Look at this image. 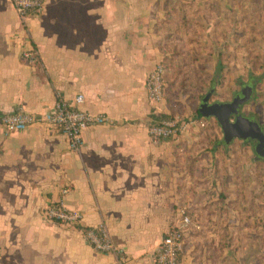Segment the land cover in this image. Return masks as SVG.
Returning a JSON list of instances; mask_svg holds the SVG:
<instances>
[{"label": "crops", "instance_id": "0c3cea01", "mask_svg": "<svg viewBox=\"0 0 264 264\" xmlns=\"http://www.w3.org/2000/svg\"><path fill=\"white\" fill-rule=\"evenodd\" d=\"M192 7L215 25L240 10L232 0H47L23 19L0 0V116L52 111L59 92L84 94L83 109L112 119L85 129L79 150L50 125L7 132L0 124V264H120L81 231L100 223L125 248L124 264H155L180 206L200 223L180 264H264V226L248 245L241 215L212 208L226 188L219 175L213 179L224 137L212 141L202 116L176 138L150 139L163 103L150 101L147 78L169 56L167 42L180 39L170 30ZM27 47L39 52L36 67L21 60ZM61 197L80 213L77 226L45 220V206Z\"/></svg>", "mask_w": 264, "mask_h": 264}, {"label": "rangeland", "instance_id": "374dc122", "mask_svg": "<svg viewBox=\"0 0 264 264\" xmlns=\"http://www.w3.org/2000/svg\"><path fill=\"white\" fill-rule=\"evenodd\" d=\"M233 1L240 4V10L226 17L224 25L199 19L207 12L192 7L182 13L179 27L170 30L180 39L167 42L170 54L162 60L169 67L162 116L190 124L199 117L200 102L212 89L210 102L230 101L244 85L251 84L253 96L242 111L264 126V0ZM206 121L209 137L218 143L224 137L221 127L215 118ZM217 149L213 179L219 175L226 188L212 208L236 210L247 230L245 242L251 245L255 236L251 233L264 226V158H257L254 143L242 139L227 147L219 144ZM217 193L214 190L211 196Z\"/></svg>", "mask_w": 264, "mask_h": 264}, {"label": "built area", "instance_id": "2783aa9c", "mask_svg": "<svg viewBox=\"0 0 264 264\" xmlns=\"http://www.w3.org/2000/svg\"><path fill=\"white\" fill-rule=\"evenodd\" d=\"M47 0H10L21 18H26L29 13L39 14L43 11ZM21 60L36 67L41 59L39 52L34 47L23 48ZM166 68L162 61L149 73L147 78L148 96L152 103L161 105L165 100ZM85 101L82 93L73 99L57 93L52 111L45 113H32L22 108L4 113L0 116V124L7 132L24 129L35 124H46L62 131L68 138L69 146L73 150H79L83 144V131L96 124L111 123L112 119L105 114H94L81 105ZM200 126H206L204 118L199 121ZM189 123L177 118L164 117L160 113L153 118L148 126L150 139L158 144L176 138L187 130ZM69 192V187L62 189V194ZM46 221L63 226H77L81 221V215L77 211L69 209L62 197L49 203L43 209ZM192 229H200V223L193 213L185 206H180L177 211V219L164 235L155 252V264H180V255L185 247V240ZM86 241L91 247L100 253L117 255L120 264L127 261V252L124 247L117 245L111 232L104 223L95 226L81 227Z\"/></svg>", "mask_w": 264, "mask_h": 264}, {"label": "water", "instance_id": "95a60500", "mask_svg": "<svg viewBox=\"0 0 264 264\" xmlns=\"http://www.w3.org/2000/svg\"><path fill=\"white\" fill-rule=\"evenodd\" d=\"M213 89L201 100L199 112L204 118L217 120L224 134V141L230 143L234 138L257 139V149L264 146V131L260 123L253 117L242 114L243 106L251 99L254 86L246 84L230 101L210 102Z\"/></svg>", "mask_w": 264, "mask_h": 264}, {"label": "flooded vegetation", "instance_id": "af4514ba", "mask_svg": "<svg viewBox=\"0 0 264 264\" xmlns=\"http://www.w3.org/2000/svg\"><path fill=\"white\" fill-rule=\"evenodd\" d=\"M250 101V100H249ZM249 101H247L246 103H248ZM245 103V104H246ZM242 114L244 115L243 111H242ZM246 116V115H244ZM248 117V116H247ZM250 117V116H249ZM259 122V121H258ZM260 123V122H259ZM261 127H262V130L264 131V126L260 123ZM234 139H240V138H234ZM233 139V140H234ZM244 141H249L251 143H254L255 145V153H256V156L257 158L260 157V158H264V146L261 148V149H257V144H258V140L257 139H242Z\"/></svg>", "mask_w": 264, "mask_h": 264}, {"label": "trees", "instance_id": "16d2710c", "mask_svg": "<svg viewBox=\"0 0 264 264\" xmlns=\"http://www.w3.org/2000/svg\"><path fill=\"white\" fill-rule=\"evenodd\" d=\"M162 63H163V65L165 66V68H166V75L168 74V72H169V67H167V65L165 64V61H162ZM220 68H222V66H221V64L219 63V67H218V74L220 73ZM166 75H165V78H166ZM166 94V93H165ZM197 113H198V116L200 117V119H203V117H202V115H201V113L199 112V109H198V111H197ZM207 126L208 125H206L204 128H207ZM207 130H208V128H207Z\"/></svg>", "mask_w": 264, "mask_h": 264}]
</instances>
